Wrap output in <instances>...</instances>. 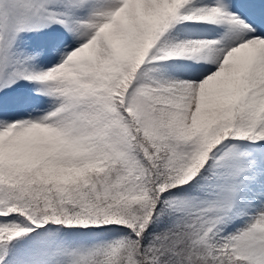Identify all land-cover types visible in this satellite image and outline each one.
<instances>
[{
    "label": "snow or ice",
    "instance_id": "obj_1",
    "mask_svg": "<svg viewBox=\"0 0 264 264\" xmlns=\"http://www.w3.org/2000/svg\"><path fill=\"white\" fill-rule=\"evenodd\" d=\"M0 264H264V0H0Z\"/></svg>",
    "mask_w": 264,
    "mask_h": 264
}]
</instances>
